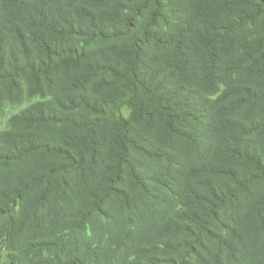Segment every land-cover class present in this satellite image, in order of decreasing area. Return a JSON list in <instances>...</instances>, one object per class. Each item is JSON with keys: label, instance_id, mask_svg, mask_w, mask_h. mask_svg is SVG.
Returning a JSON list of instances; mask_svg holds the SVG:
<instances>
[{"label": "trees", "instance_id": "trees-1", "mask_svg": "<svg viewBox=\"0 0 264 264\" xmlns=\"http://www.w3.org/2000/svg\"><path fill=\"white\" fill-rule=\"evenodd\" d=\"M0 264H264V0H0Z\"/></svg>", "mask_w": 264, "mask_h": 264}]
</instances>
